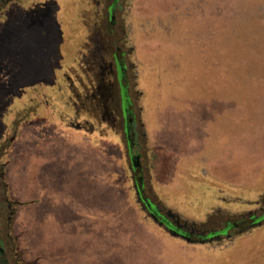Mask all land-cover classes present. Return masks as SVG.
Wrapping results in <instances>:
<instances>
[{"label":"rangeland","instance_id":"rangeland-1","mask_svg":"<svg viewBox=\"0 0 264 264\" xmlns=\"http://www.w3.org/2000/svg\"><path fill=\"white\" fill-rule=\"evenodd\" d=\"M133 16L149 18L152 27L155 21L161 28L170 26L169 31L137 35L135 44L142 64L139 87L145 94L142 118L155 139L153 170H146L148 185L154 180L161 189L179 190L176 199L187 202L183 208L195 202V218L203 219L208 209L196 202L210 197L207 189L213 187L192 181L182 167L189 158L206 153L202 169L217 180V188L243 189L251 197L264 192V0H135ZM168 18L175 21L167 25ZM84 22H64L52 62H44L48 68L26 70L34 73L36 83L47 81L54 89L61 83L78 42L88 43L75 37V31L86 29ZM103 45L95 61L108 60ZM17 50L7 53L17 58ZM9 73L0 69V79ZM75 73L83 82L91 77L82 70ZM129 78L134 85L133 70ZM2 93L7 87L0 84V97ZM47 96L54 105L60 100L56 90ZM3 120L7 123L8 116ZM65 132L64 138L42 136L31 146L24 143L23 150L8 159L2 179L7 181L6 239L16 264H264V242L248 238L244 245L237 242L220 253L215 245L194 248L145 225L121 190L124 169L108 162L100 150L92 153L102 140L95 138L90 145L79 141L83 134ZM100 133L109 139L103 141H113L112 132ZM202 139L203 148L196 151ZM237 144L242 156L227 157V150ZM142 163L149 165L145 153ZM225 207L241 212L237 205ZM240 219L213 216L208 228L222 229ZM30 246L43 254L36 256Z\"/></svg>","mask_w":264,"mask_h":264},{"label":"flooded vegetation","instance_id":"flooded-vegetation-1","mask_svg":"<svg viewBox=\"0 0 264 264\" xmlns=\"http://www.w3.org/2000/svg\"><path fill=\"white\" fill-rule=\"evenodd\" d=\"M134 2L135 0H0V69L10 72L7 79L4 75L0 79V84L7 87V93H2L3 96L0 97V264H16L11 260L12 251L6 239L8 211L4 205V189L7 181H3V176H6L9 166L8 159L11 154L21 152L24 143L31 146L36 138L42 136L64 138L62 136L67 134L65 130L83 134L82 138H78L81 142L87 141L90 144L95 138L102 140L97 143L98 149L93 148L92 153L100 150L101 156L107 158L108 162L124 169L125 179L121 183V190L133 204L134 215L169 239L196 248L213 246L235 231L239 233L245 229H264V192L251 197L249 191L243 189L226 186L230 189L226 192L217 188V180L211 179L202 169L207 161L204 159V156L207 157L206 153L201 157L197 154L194 158H189L190 163L187 164L186 161L182 167L192 181L213 187V191L207 189L211 192L210 197L200 198L196 202L201 207L205 204L208 209L203 219L195 218V202L190 201L192 206L188 204L183 208L185 200L176 199L181 197L179 190L161 189L154 180L150 181L149 188L146 170L152 172L150 159L155 139L149 135L142 118L145 109L142 100L145 94L139 87L142 64L135 44L137 35H149V30L169 31L170 26L161 28L158 21H155L156 26H149V18L134 20ZM170 18L167 19V25L175 21V18L171 21ZM70 19L73 22L85 21L86 29L80 34L75 31V37L80 35L88 43L78 42L74 49L73 64L70 67L67 65L63 70L61 83L57 84L56 89L54 84L47 81L36 83L32 78L34 73L28 72V75L26 70L33 72L47 67L45 63L52 62L51 56L60 42L58 35L64 36V22ZM141 22H145L147 26L141 25ZM103 39L105 46L102 49L105 53L108 50V60L103 57L95 61L93 56L100 55ZM15 41L20 52V57L17 58L7 53L10 49H15ZM90 46H94V49ZM78 70L91 76H88L87 82H83L75 73ZM130 70L134 72V85L130 83ZM55 90L60 98L55 101L56 106L47 100V93L53 96ZM132 90L135 99L132 97ZM42 97L46 100L43 101ZM5 116L9 118L7 123L3 120ZM104 130L112 132L113 141H103L109 140L100 133ZM101 148L108 150L107 153H102L104 151ZM144 153L149 164L147 168L142 163ZM186 176L181 178L185 179ZM225 205L230 208L240 206L241 212L233 213ZM228 214L241 215V219L226 223L222 229L208 228L213 216ZM258 214L261 215L259 218L256 216ZM219 231L227 233L217 235ZM231 243L237 242L232 240Z\"/></svg>","mask_w":264,"mask_h":264},{"label":"trees","instance_id":"trees-1","mask_svg":"<svg viewBox=\"0 0 264 264\" xmlns=\"http://www.w3.org/2000/svg\"><path fill=\"white\" fill-rule=\"evenodd\" d=\"M151 170H153L151 168ZM131 205V203H130ZM227 232H218L217 235H225ZM250 238L252 241L256 240L258 242H260V244H262V242H264V229H245L240 231L239 233H234L233 235L227 237V238H223V240H221L219 243H215L214 245L216 246V248L219 250L220 253H223L224 251H226V249H231L232 246H234L235 244H232V240H235L236 242H238L241 245H244L245 239ZM209 246V245H208ZM203 247V246H201ZM197 248V247H196Z\"/></svg>","mask_w":264,"mask_h":264},{"label":"crops","instance_id":"crops-1","mask_svg":"<svg viewBox=\"0 0 264 264\" xmlns=\"http://www.w3.org/2000/svg\"><path fill=\"white\" fill-rule=\"evenodd\" d=\"M202 141H203V139L202 140H199V142H198V144H197V150L196 151H201V149L203 148V145H202ZM189 149V148H188ZM188 151H192V150H186L185 152H188ZM195 151V150H194ZM239 151H240V144H237L234 148H233V150H232V148L231 149H228L227 150V157H228V154H230V155H235L236 154V157L237 158H239V157H241L242 155L241 154H239ZM225 154V155H226ZM219 160H221L222 161V159H219ZM30 213V212H29ZM26 215V212H24V213H22L21 214V218L22 217H24ZM20 224H21V226H22V222H21V220H20ZM26 246V245H25ZM26 247H28V246H26ZM32 246H30L29 248H31ZM31 250L34 252V254L36 255V256H38V255H41V254H43V253H37L36 251H35V249H34V247L33 248H31Z\"/></svg>","mask_w":264,"mask_h":264},{"label":"water","instance_id":"water-1","mask_svg":"<svg viewBox=\"0 0 264 264\" xmlns=\"http://www.w3.org/2000/svg\"><path fill=\"white\" fill-rule=\"evenodd\" d=\"M16 38H17V36H16ZM14 47H15V49H11L12 51H14V52H11L12 54H14V53H17V42L15 41V44H14Z\"/></svg>","mask_w":264,"mask_h":264}]
</instances>
